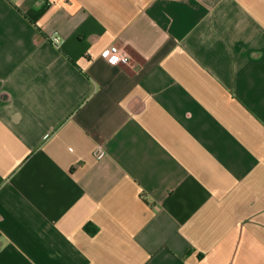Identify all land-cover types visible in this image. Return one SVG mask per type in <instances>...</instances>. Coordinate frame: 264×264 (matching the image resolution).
<instances>
[{
	"label": "crops",
	"instance_id": "0c3cea01",
	"mask_svg": "<svg viewBox=\"0 0 264 264\" xmlns=\"http://www.w3.org/2000/svg\"><path fill=\"white\" fill-rule=\"evenodd\" d=\"M0 264H264V0H0Z\"/></svg>",
	"mask_w": 264,
	"mask_h": 264
},
{
	"label": "built area",
	"instance_id": "2783aa9c",
	"mask_svg": "<svg viewBox=\"0 0 264 264\" xmlns=\"http://www.w3.org/2000/svg\"><path fill=\"white\" fill-rule=\"evenodd\" d=\"M52 42L57 43V37H52ZM98 58L105 63L111 65L128 66L130 64V56L121 46L111 45L103 52H101Z\"/></svg>",
	"mask_w": 264,
	"mask_h": 264
},
{
	"label": "trees",
	"instance_id": "16d2710c",
	"mask_svg": "<svg viewBox=\"0 0 264 264\" xmlns=\"http://www.w3.org/2000/svg\"><path fill=\"white\" fill-rule=\"evenodd\" d=\"M83 230L90 236L96 233V228L89 223L84 225Z\"/></svg>",
	"mask_w": 264,
	"mask_h": 264
}]
</instances>
